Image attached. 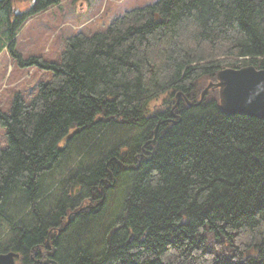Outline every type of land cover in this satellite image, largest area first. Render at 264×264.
Segmentation results:
<instances>
[{"label": "trees", "instance_id": "1", "mask_svg": "<svg viewBox=\"0 0 264 264\" xmlns=\"http://www.w3.org/2000/svg\"><path fill=\"white\" fill-rule=\"evenodd\" d=\"M62 1L15 15L20 1L0 0V52L51 73L30 103L17 95L0 110V237L11 233L0 254H19L16 264H264V120L226 115L215 89L198 104L219 71L264 69V0H157L66 39L58 62H24L18 30ZM99 126L106 138L128 135L96 160ZM76 139L91 147L76 151L85 158L55 197Z\"/></svg>", "mask_w": 264, "mask_h": 264}, {"label": "rangeland", "instance_id": "2", "mask_svg": "<svg viewBox=\"0 0 264 264\" xmlns=\"http://www.w3.org/2000/svg\"><path fill=\"white\" fill-rule=\"evenodd\" d=\"M19 1L20 2L16 3L14 7L15 15L27 13L31 9L30 7L33 0ZM156 1L157 0H63L59 5L51 7L41 14L32 16L23 23L17 32L15 41L16 50L24 62L31 57H40L46 62H58L61 54L66 48L65 41L69 37L78 33L90 35L95 32L104 31L110 25L112 20L116 16H119V14L122 15L124 12L133 8L151 4ZM50 78L51 73L49 71L40 67L23 66L19 61L13 58L5 48L0 54V110L3 113H9L11 105L17 95L22 97L26 103H30L33 97L36 96L40 84L49 82ZM203 91L204 89L202 92ZM163 99L164 98H160L159 100L156 99L155 101H152L149 105L150 109L154 110L156 106L159 107L158 105L163 102ZM101 126L97 127L99 135L95 137V139L98 140L97 142H99V145L93 150L95 153L92 155L96 160L99 157L101 158L102 156H105L106 152H108L112 146L120 145L125 139H127L128 135V133L124 131L123 133L116 135V131L112 130L106 138L107 128ZM115 135L119 138L117 139ZM89 136L92 137V134ZM81 141L78 142L76 139L74 142L75 146L71 147L69 152L71 154L67 157L69 165H66V171L62 170L54 179L55 185L51 192L55 197L61 195V191L58 189L60 181L68 177L70 172L74 173L79 170L78 162L80 160L83 161L85 158V152L91 147L89 141L84 147L80 148ZM6 145V131L0 125V149L6 147ZM87 145L88 148H86ZM79 149L80 152H82V149H85L86 151H84L83 154L76 153ZM90 162L91 160L89 158L84 160L81 165L87 166ZM71 197L73 198L72 192ZM111 197L112 193L106 198V200H108L107 208L109 210L114 208V203L112 204L110 202ZM76 201L79 202L77 203L78 205L83 199H76ZM52 203L53 204H50V206L54 207L55 203ZM14 205L15 204H11L12 207L10 206L9 212L16 217L14 211L16 206ZM103 208L104 213L102 215H106V204ZM12 210L14 212H12ZM17 218L21 219L24 217L22 215ZM27 219L29 220L30 218L26 216V220ZM69 219H67L66 225L62 224L63 227H65L60 229V232H63L67 228L70 223ZM92 228L90 227V229ZM90 233H93L91 234L93 236L95 231L91 230ZM10 239V229L7 226H4L1 231L0 244H6Z\"/></svg>", "mask_w": 264, "mask_h": 264}, {"label": "water", "instance_id": "3", "mask_svg": "<svg viewBox=\"0 0 264 264\" xmlns=\"http://www.w3.org/2000/svg\"><path fill=\"white\" fill-rule=\"evenodd\" d=\"M214 89L218 90L219 107L226 115L264 120V69L247 66L219 71L216 82L207 85L198 104ZM187 103L192 106L190 102ZM175 106H178V101ZM152 143L155 144V139ZM18 258L19 255L13 252L1 254L0 264H15Z\"/></svg>", "mask_w": 264, "mask_h": 264}, {"label": "flooded vegetation", "instance_id": "4", "mask_svg": "<svg viewBox=\"0 0 264 264\" xmlns=\"http://www.w3.org/2000/svg\"><path fill=\"white\" fill-rule=\"evenodd\" d=\"M178 104H179V101H178ZM80 197V196H79ZM79 197H78V199H79ZM84 202L85 201H82L80 204H82V205H80V206H83V210H91V209H95L96 207L95 206H93L92 204H91V202L86 206V207H84ZM82 210V211H83ZM50 263V261L49 260H46V262L44 263V264H49Z\"/></svg>", "mask_w": 264, "mask_h": 264}, {"label": "bare ground", "instance_id": "5", "mask_svg": "<svg viewBox=\"0 0 264 264\" xmlns=\"http://www.w3.org/2000/svg\"><path fill=\"white\" fill-rule=\"evenodd\" d=\"M9 253V252H8ZM14 253V252H13ZM5 254V253H4ZM1 255V254H0ZM19 255V254H18ZM19 259V258H18ZM16 261H17V259H16ZM15 264H16V262H15Z\"/></svg>", "mask_w": 264, "mask_h": 264}, {"label": "crops", "instance_id": "6", "mask_svg": "<svg viewBox=\"0 0 264 264\" xmlns=\"http://www.w3.org/2000/svg\"><path fill=\"white\" fill-rule=\"evenodd\" d=\"M70 38V37H69ZM3 51V50H2ZM2 51L0 52V54L2 53Z\"/></svg>", "mask_w": 264, "mask_h": 264}]
</instances>
